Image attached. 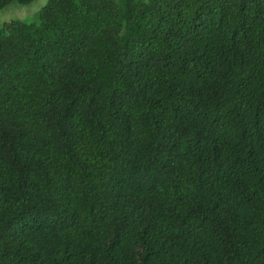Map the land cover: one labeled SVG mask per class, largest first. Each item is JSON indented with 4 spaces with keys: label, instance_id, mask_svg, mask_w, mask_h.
<instances>
[{
    "label": "trees",
    "instance_id": "1",
    "mask_svg": "<svg viewBox=\"0 0 264 264\" xmlns=\"http://www.w3.org/2000/svg\"><path fill=\"white\" fill-rule=\"evenodd\" d=\"M0 264H264V0L3 22Z\"/></svg>",
    "mask_w": 264,
    "mask_h": 264
},
{
    "label": "rangeland",
    "instance_id": "2",
    "mask_svg": "<svg viewBox=\"0 0 264 264\" xmlns=\"http://www.w3.org/2000/svg\"><path fill=\"white\" fill-rule=\"evenodd\" d=\"M47 0H32L26 4L11 2L0 9V25L11 19L31 20Z\"/></svg>",
    "mask_w": 264,
    "mask_h": 264
}]
</instances>
